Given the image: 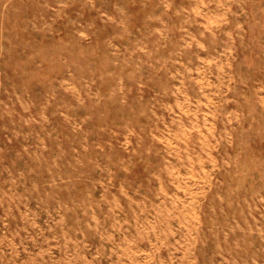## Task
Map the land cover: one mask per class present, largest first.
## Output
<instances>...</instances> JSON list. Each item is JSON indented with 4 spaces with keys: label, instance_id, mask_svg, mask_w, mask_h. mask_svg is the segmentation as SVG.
I'll return each instance as SVG.
<instances>
[{
    "label": "rangeland",
    "instance_id": "1",
    "mask_svg": "<svg viewBox=\"0 0 264 264\" xmlns=\"http://www.w3.org/2000/svg\"><path fill=\"white\" fill-rule=\"evenodd\" d=\"M0 264H264V0H0Z\"/></svg>",
    "mask_w": 264,
    "mask_h": 264
}]
</instances>
